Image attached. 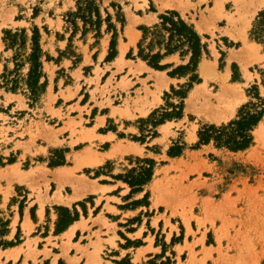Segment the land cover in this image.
Masks as SVG:
<instances>
[{"label":"rangeland","instance_id":"rangeland-1","mask_svg":"<svg viewBox=\"0 0 264 264\" xmlns=\"http://www.w3.org/2000/svg\"><path fill=\"white\" fill-rule=\"evenodd\" d=\"M169 2L180 3L186 10ZM263 10L264 0H0V264L19 263L10 260L16 252L7 248L17 246L22 237L26 241L25 251L19 247L24 253L22 262L38 264L37 239L30 240L29 229L18 227L16 219L10 220L11 212L21 214L24 206H31L33 214L34 202H56V197L61 201L70 193L69 187L57 188L49 181L48 169L64 165L66 153L72 154L83 145L65 146V134L71 140L80 133L76 131L80 123L69 118L72 108L66 111L72 101L68 100L75 96L86 102L94 95L103 101L99 102L101 107L107 105L112 116L122 118L117 122L108 119L101 131H113L121 139L111 154L113 160L96 168L80 169L94 161L88 155L74 156L78 179L105 176L108 179L100 181L124 183L130 171L138 172L144 166L142 161L148 159L154 163L149 188H159L164 196V208L156 215L147 209L148 183L140 191H146L141 198L125 204L132 206L135 214L121 216L128 223L120 226L141 224L145 239L125 243L126 229H120L118 245L95 249L97 264H161L166 259L171 264H264V120L254 128L253 141L243 151L231 152L211 143L195 147L199 128L234 119L250 100L253 85L264 98V46L250 36ZM166 12H176L194 29L207 54L197 65L200 82L183 100L182 117L156 126L151 137L147 131L152 128L143 121L166 103L177 104L171 87L178 90L186 83L177 78L178 83L173 81L162 93L154 91L155 85H146L147 80L141 81L140 89L132 85L144 71L154 74L138 57L140 28L158 24L159 16ZM34 34L39 39L40 77L38 83L30 84ZM112 38L119 55L106 61ZM188 60L178 52L164 58L161 65L179 66ZM234 75L237 80H233ZM70 84L72 90L67 87ZM84 125L89 126V122ZM143 136L142 143L138 139ZM82 139L91 140L86 136ZM178 146L181 153L168 156L169 149ZM107 147V143L94 146L98 151ZM126 186L129 199L133 195ZM99 203V198L93 201L88 196L77 203L78 209L54 204L48 213L56 215V229L60 215H65L61 208L79 216V209L83 212V208ZM150 216L161 220L159 227H149ZM106 217L112 218L109 214ZM9 229L13 234L5 238ZM44 235L45 231L40 236ZM140 243L148 245L145 251L151 250L150 254L142 257L144 252H138L131 259V247Z\"/></svg>","mask_w":264,"mask_h":264},{"label":"crops","instance_id":"crops-1","mask_svg":"<svg viewBox=\"0 0 264 264\" xmlns=\"http://www.w3.org/2000/svg\"><path fill=\"white\" fill-rule=\"evenodd\" d=\"M176 6L175 2H169ZM201 3L200 5H202ZM180 3H178L179 10L186 8L182 7ZM190 11V10H188ZM119 55L116 54V57ZM147 67V66H146ZM149 70H152L154 74L151 76L147 71H144L141 78L133 81V87H137L140 89L141 81H146V85L151 83V85H155L154 91L160 89V92L167 91L170 88V84L173 81L178 83L177 78H172L166 75L165 71H158L147 67ZM94 83L90 84V92L93 90ZM65 87V86H64ZM67 87H71V84ZM152 91L153 89H149ZM142 96V94H141ZM159 99V96H157ZM69 104L66 106V111L69 108H72V111L69 113V118L74 120L75 123H80V126L76 128L78 134H75L71 140L70 137L65 134L64 143L67 148L74 147L80 143L83 145L78 150H73L71 152L66 153V163L61 166L51 167L48 169V178L49 181L52 180L53 183L57 188L65 189L66 187L70 188V193L60 199L61 201L56 202H46V201H36L34 202V210L33 214H31V206H24L22 213L18 212H11L10 220H17L18 227H22L25 225L26 228L29 229L30 240H36L37 245L36 247V261L38 264H41L43 261H46L47 264H58L60 261L63 264H97L96 257H95V249L98 247H111L112 244H117L118 231L120 229H126L124 231V242L127 241L133 242L137 239L144 241V234L142 229H140V225L136 224H128L125 227H121V224H127L128 221H123L120 217L127 216V218H131L135 214V209L132 206L125 207V204H128L132 199L136 200L142 197L143 192L131 193L133 195L131 198L126 199L128 195H130L129 189L127 188L126 184L122 183L121 180L113 179L110 181H100L108 179V177L101 176L92 179L82 180L78 179L77 172L79 168H76L74 163V156L81 155H88L91 160L94 162H87L82 168H96L105 164L107 161L113 160L111 154H113V149L115 145H117V141L121 138H118L116 133L110 130H103L101 129L106 126L108 119H113L114 122L118 120H122V118L118 117L117 115H111V109L108 108L107 105L103 104L102 107L99 105V99L94 95L90 97L86 102H82L77 97L73 96L68 101ZM152 98L150 96L147 97V101L150 102ZM155 100L154 107L157 106L158 101ZM103 102V101H102ZM142 102L141 104H143ZM104 109V112H101V109ZM108 108V109H107ZM151 108L148 109V112ZM97 110L96 114L92 116V112ZM135 115V114H134ZM135 118L138 115L134 116ZM89 122V126H85L84 123ZM65 122H63L64 124ZM61 128V126H60ZM82 129L83 131H80ZM83 136L88 139H82ZM72 142V144H71ZM88 143H92L93 146H89ZM108 144V147L98 151L94 148V146H100L102 144ZM41 148H44L43 146ZM45 150L48 151V147H45ZM67 155L70 157H67ZM96 161V162H95ZM70 163V164H68ZM15 164V163H14ZM14 164L8 165L9 167L13 166ZM70 174H75L76 178L71 176ZM153 179V178H152ZM152 179L146 185V190L148 191V207L147 209L150 210L151 213L154 212L160 213L159 209H163L164 205V196L163 193L159 188L156 190H152L149 188ZM35 178H31V183L35 182ZM88 196H92V200L96 201L99 198V205L91 204L89 209L83 208L82 210L79 209V216L78 218L73 221L67 228H65L61 232L55 231V222H56V215L54 213H48V207L52 205H62L64 207L72 209V207L79 208V202L86 199ZM92 207V208H91ZM95 208H98L96 210ZM91 209V210H90ZM89 210L93 212L90 214ZM95 210V212H94ZM106 214L112 216L111 219L106 217ZM21 215V216H20ZM105 220V222L103 221ZM155 220V221H154ZM161 220L157 216H150L148 220V225L151 229H154L155 226L159 227ZM11 224V222H10ZM8 224V228L9 225ZM115 226V227H114ZM114 229H116L114 231ZM43 231H45L44 236H40ZM13 234L11 229L8 231V236H4L5 238H10ZM26 241L25 238H21V242L17 246L8 247L7 250L9 252H16L15 258L10 259L18 260V264H28V262H22V255L24 254L22 251H25L24 245ZM22 247V251L19 250V247ZM148 248L146 243L137 244V246H132L133 249L130 258L132 259L136 253L144 252L142 257H145L147 254H150L151 250L145 251ZM122 249V248H120ZM129 250V248H128ZM127 249L123 250L124 252L128 251ZM154 250V248H152ZM6 251V250H5ZM127 254V253H126ZM30 260V259H28Z\"/></svg>","mask_w":264,"mask_h":264},{"label":"trees","instance_id":"trees-1","mask_svg":"<svg viewBox=\"0 0 264 264\" xmlns=\"http://www.w3.org/2000/svg\"><path fill=\"white\" fill-rule=\"evenodd\" d=\"M98 19V17H97ZM160 22L153 27H141L142 37L139 41L138 57L154 70L168 72V76L172 78L185 79L186 83L179 86L178 90L171 87V93L178 98L177 104L166 103L164 108L153 111L144 124H149L152 129L147 133L151 137L155 136V127L170 121L172 119H180L183 111V100L187 92L194 84H198L200 79L196 74L197 65L200 62L203 54H207L206 45L202 43L201 37L194 31V29L185 23L176 12H166L159 16ZM36 32V29H34ZM250 36L264 46V10L257 15ZM33 52L31 54L32 66L28 73V82L31 84L38 83L40 77L39 68V39L37 34L32 37ZM145 44V47L143 46ZM115 41L112 38L110 41V56L106 61H111L116 56ZM179 52L181 58L188 56L189 60L184 65L175 66L173 63L162 64L164 58ZM236 70V67L233 68ZM238 76L234 75L233 80H237ZM264 81V72H263ZM252 96L250 100L243 104L237 111L234 119L226 124L216 125H202L197 132L196 148L202 145L213 144L216 148H224L231 152H238L247 149L252 141V131L261 120H264V98L259 95L257 86L253 85L250 89ZM32 95L36 93L31 91ZM167 93L164 97H168ZM142 131V130H141ZM144 142V136L138 139ZM182 147L178 146L173 149L170 148L167 152L168 156H177L181 153ZM144 166L130 171V175L124 180L131 193H137L142 190V187L148 183L153 174V161L145 159L142 161ZM60 165V164H58ZM65 215H60L56 225V232H61L67 228L73 221L78 218V213L74 211L70 213L67 209H60ZM21 211V208H20ZM64 220L62 221V218ZM61 264V262H59ZM161 264H171L170 259Z\"/></svg>","mask_w":264,"mask_h":264},{"label":"bare ground","instance_id":"bare-ground-1","mask_svg":"<svg viewBox=\"0 0 264 264\" xmlns=\"http://www.w3.org/2000/svg\"><path fill=\"white\" fill-rule=\"evenodd\" d=\"M259 137H260V135H259ZM250 153V152H249ZM248 155V154H247ZM250 155V154H249Z\"/></svg>","mask_w":264,"mask_h":264}]
</instances>
